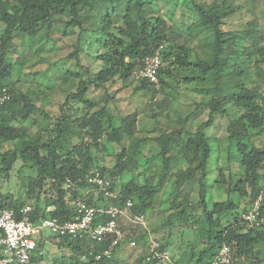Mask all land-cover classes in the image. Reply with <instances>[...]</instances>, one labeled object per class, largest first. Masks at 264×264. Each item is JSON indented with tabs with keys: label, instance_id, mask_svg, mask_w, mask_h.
Masks as SVG:
<instances>
[{
	"label": "rangeland",
	"instance_id": "rangeland-1",
	"mask_svg": "<svg viewBox=\"0 0 264 264\" xmlns=\"http://www.w3.org/2000/svg\"><path fill=\"white\" fill-rule=\"evenodd\" d=\"M198 2H217V5L230 11L228 16L221 19L220 26L225 38L235 39L234 50L227 57L228 63L224 67V74H227L223 78V82L227 83L224 85L225 88L239 83L234 74L242 71L239 80L248 89L254 86L260 89L261 103L264 106V75L262 68L259 67L262 58L258 53L251 55L249 49L254 43L264 49V0H198ZM126 3L127 0L90 1L89 5L81 7L78 11V26L70 25L71 16L68 13L53 14L50 31L41 30L33 36L16 34L12 40V47L2 60L5 77L1 80V86L10 87L16 95H27L43 110L42 113L34 112L31 119L24 124L30 134L37 131L41 133L43 141L47 140L57 120L63 116L71 121L75 118L80 120L83 115L89 116L104 107L115 126L120 125L122 118L134 116L136 133L129 142L125 141L121 145L102 142L99 148L91 149L94 160L92 167L104 168L103 175L109 180L111 189L117 196L123 187L131 183L137 185L135 192L139 188L149 189L157 186L154 197L151 200L145 199L149 206L144 212L145 228L120 221L125 239L117 249L116 259L122 260L124 264H145L144 257L152 239L161 245L164 244V249L178 264H194L200 251L207 245L196 231L202 222V209L197 208L194 211L187 209L181 217L172 209L174 175L180 170H185L188 165L181 153L173 148L169 154L171 159L167 165L168 169L164 171L158 138L162 133L165 136L178 131L181 136L186 131L193 133L204 125L210 114L206 103L213 94L199 91L214 84L198 80L187 82V77L203 79L205 76L196 75L192 67L175 68L163 60L165 69V73L161 75L163 83L156 93L147 89L140 90V83L133 81L131 77L125 81L115 77L101 88L88 87L85 99L92 108H87L74 97L78 93L80 80H88L102 68V61L99 59L105 50L100 46L104 39L101 32L102 17L111 15L114 28H111L110 32L115 33V27L122 24V19L126 15ZM140 3L142 17L153 19L161 16L173 35H182L176 41L180 44L185 43L189 49L190 61L208 59L214 33L211 30L189 31L197 17L191 8L190 0H140ZM132 17L137 18L135 12ZM4 28L5 25L0 20V36ZM172 38L169 34L165 49L170 48ZM76 47L79 49L78 61L70 56ZM171 58L174 60V56ZM225 109L224 114L212 115V126L205 129L212 150L207 163L204 199L210 209L213 203L224 202L230 197L238 204L237 213L233 214L238 216L240 212L250 207L251 202L249 197L239 199L233 192L228 195L225 191L228 183L235 184L241 176L243 177L241 155L236 145L241 142L246 144L249 150L250 144H253L264 150V131L250 133L252 143L249 144L245 138L229 140L227 126L243 112L228 105ZM68 124L73 136L72 144H79L80 138H83L82 134L71 126V122ZM138 140L143 142L139 147L134 172L126 170L110 176L109 172L116 164V155L122 147H126L128 143L134 144ZM11 149V143L2 145L0 154ZM1 166L0 159V168ZM219 172L223 173L224 183L221 182ZM30 173L20 161L16 162L11 167L10 174L6 175L3 172L0 178V195L9 194L12 198H17L19 184L25 183L23 177ZM261 175L263 177L261 184L264 185V171H261ZM186 192L189 202L197 204L198 184L187 188ZM96 194L98 192L95 191L94 198L102 204V198H99L101 196L98 194L97 197ZM116 200L106 203L117 206ZM132 200L137 202V197H133ZM25 205L31 206L32 203L27 202ZM193 219L196 223L192 222ZM232 219L230 213L220 216V227H227ZM41 237L46 239L52 236L48 232H43ZM40 250L43 253L42 261L35 264H46L53 260L51 246L46 245ZM67 254L71 256L72 252Z\"/></svg>",
	"mask_w": 264,
	"mask_h": 264
},
{
	"label": "trees",
	"instance_id": "trees-1",
	"mask_svg": "<svg viewBox=\"0 0 264 264\" xmlns=\"http://www.w3.org/2000/svg\"><path fill=\"white\" fill-rule=\"evenodd\" d=\"M90 1L114 2L115 0H12V2L11 0H0V20L5 25L0 36V87H5L1 86V80L5 77L2 60L12 47V40L16 34L23 33L33 36L41 30L50 31L53 14L68 13L71 16L70 25L78 26V11L81 7L89 5ZM190 5L197 17L189 31L211 30L214 33V41L210 45L207 60L190 61L188 59L189 49L185 43L180 44L176 41L181 38V34L173 35L161 16L153 19L142 17L140 0H127L126 15L122 19V24L115 27V33L110 32V29L114 28L111 15L102 17L101 32L104 39L100 42V46L105 49L104 53L99 56L102 68L88 80H80L78 93L74 97L87 108H92V105L85 99L89 86L101 88L115 77L122 81L129 79L135 70L141 68L143 60L157 51L161 55L162 62L163 60L168 61L170 65L180 69L192 67L196 75H204L203 79L187 77L186 81H208L214 84L199 91L213 94V97L206 103L210 113L208 121L193 133L186 131L182 136L179 131L167 136L162 133L158 138L161 148L159 154L164 163V171L168 169L167 165L171 159L169 154L173 148L181 153L188 165L185 170H180L174 175L171 207L174 212L180 214V217L187 209L192 211L197 208L202 209V222L196 231L207 245L200 251L194 264H210L223 245L230 246L233 254L243 259L240 264H264V193L262 192L264 185L261 184L263 180L261 171H264V150L253 144H250L249 150L248 146L241 142L236 145L241 155L240 164L243 168V177L241 176L235 184L228 183L225 191L228 195L233 192L239 199L249 197L251 204L247 210H243L238 216H233L237 213L238 204L230 197L224 202L213 203L210 209L204 199L207 163L211 155L210 138L205 129L212 126V115L226 113V105L235 110H241L243 114L236 120H231L227 126L228 139L242 140L245 138L248 144L252 143L250 133L258 130L264 131V106L261 103V92L257 86L248 89L239 80L238 77L242 75V71L234 74L239 83L229 88L224 86L227 84L223 82V78L227 75L224 74V67L228 63L227 57L234 50L235 39L225 38V33L220 26L221 19L228 16L230 11L217 5V2L202 3L198 0H190ZM134 12L137 15L136 19L132 17ZM169 34L173 37L172 44H169L170 48L165 49L164 45L169 40ZM249 49L251 55L258 53L261 56L259 67L262 68L264 75V49L259 48L256 43ZM78 53L79 49L76 47L70 56L78 61ZM163 73L165 69L162 67L158 73L159 84L163 83L161 78ZM5 88L10 94V101L0 106V146L11 143L12 149L0 154L2 165L0 178L3 172L9 175L11 167L18 161L31 173L23 177L25 183L19 184L17 198H12L9 194L0 195V211L7 208L17 210L27 202H31L30 218L34 222L47 217L57 218L60 222L72 221L76 211L66 202V198L68 196L70 199L79 197L78 190L83 189L84 184H78V188L76 187L74 191H68L64 188L66 179L76 182L78 179H83L93 168L94 160L91 153L93 147L99 148L102 142L118 145L125 141L129 142L136 133L135 117L122 118L120 125L115 126L104 107L89 116L83 115L80 120L75 118L71 121L63 116L57 120L47 140L43 141L41 133L37 131L30 134L24 127L25 122L31 119L34 112H39V109L27 95H16L10 87ZM139 89H147L156 93V90L143 81L140 82ZM68 122H71V126L82 134L83 138L79 137V144H72L73 136ZM142 142L138 140L134 144L128 143L126 147H122L116 155V164L109 172L110 176L126 170L134 172L136 157ZM99 171L103 174L104 168H100ZM219 176L221 182L224 183L223 173L219 172ZM195 183L199 188V201L197 204H192L188 200L186 189L191 188ZM136 187L134 183L123 187L115 204L119 206L125 199L132 200L133 197H137V202L132 200V213L145 215L144 212L149 207L145 199L151 200L154 197L157 186L149 189L139 188L135 192ZM259 196L262 197L258 217L261 224L259 227L250 228L241 216L252 208ZM83 201L92 205L90 200ZM49 208L52 210L48 211ZM228 213L233 219L227 227L221 228L219 218ZM104 220V217H100L96 222ZM185 221L187 223L188 220ZM192 222L196 223V220L193 219ZM51 240H59L64 247L71 250L72 255L69 257L56 255L46 264H79L82 255L90 251L99 253L110 244L109 238L91 241L88 236H83L81 239L53 236ZM160 246L163 249L165 247L164 244ZM40 248L43 250L41 239H38L35 255L32 256L30 264L42 261L43 256L38 257L37 255L41 252ZM115 254L116 251L110 264H118ZM101 264L106 263L103 261Z\"/></svg>",
	"mask_w": 264,
	"mask_h": 264
},
{
	"label": "built area",
	"instance_id": "built-area-1",
	"mask_svg": "<svg viewBox=\"0 0 264 264\" xmlns=\"http://www.w3.org/2000/svg\"><path fill=\"white\" fill-rule=\"evenodd\" d=\"M163 67L160 53L157 51L153 55L146 57L141 68L132 73L131 78L135 82H146L154 90L160 88L158 73ZM10 101L8 89L0 87V106ZM78 184H84L95 189L102 195L105 202L117 199L113 193L109 180L97 169L93 167L83 177L73 182L66 179L64 188L74 191ZM262 192L264 193V187ZM66 202L76 211L72 221L60 222L57 218H44L36 222L32 221L30 214L31 206L24 205L15 210L11 208L0 211V264H30L32 256L36 251V240L43 232H48L57 238L68 237L71 239H81L88 236L91 241H99L109 238V246L99 253L92 251L84 254L79 259V264H101L103 261L110 264V261L124 241L125 236L120 221H126L133 226L146 227V218L143 214L132 213L133 201L125 199L120 206L101 205L92 206L85 203L81 197L70 199ZM262 197L259 196L253 203L252 208L242 214V219L247 226L259 227L261 221L258 219ZM99 217H104L102 222H96ZM38 252V256H42ZM242 258L235 256L228 245H223L215 254L210 264H240ZM145 264H178L170 253L163 249L155 240H150L147 253L144 257Z\"/></svg>",
	"mask_w": 264,
	"mask_h": 264
},
{
	"label": "crops",
	"instance_id": "crops-1",
	"mask_svg": "<svg viewBox=\"0 0 264 264\" xmlns=\"http://www.w3.org/2000/svg\"><path fill=\"white\" fill-rule=\"evenodd\" d=\"M34 104V103H33ZM35 105V107L36 108H38L39 109V113H42L43 112V110L37 105V104H34ZM44 114V113H43ZM210 143H211V141H210ZM210 148H211V144H210ZM212 150V149H211ZM95 189H93V188H89V187H87V186H84L83 187V189H80V190H78V195H79V197H81L83 200H90L91 201V204H92V206H101V205H105V204H107L106 202H105V200L103 199V197H102V195H100L99 193V195L101 196V197H99V195L98 194H96V196L97 197H99V198H102L101 200H102V204H101V202H97V199L96 198H94V196H93V193H95ZM97 192V191H96ZM52 210V208H49L48 209V211H51ZM99 219H100V217H99ZM53 237V236H52ZM52 237H50V238H44V237H39V238H37V240L38 239H41V243H42V245H43V248L47 245L48 247L49 246H51V249H52V251H53V255H54V257L57 255V256H59L60 255V253L61 254H63V255H65V256H67V257H69V255L67 254V253H70L71 252V250L68 248V247H64L60 242H59V240L58 241H52L51 239H52ZM58 243V244H57ZM55 250H57V251H55ZM55 253H58V254H56L55 255ZM116 253H117V250H116ZM115 259H116V254H115ZM116 261H117V263L118 264H124V262L122 261V260H118V259H116ZM40 263V262H39Z\"/></svg>",
	"mask_w": 264,
	"mask_h": 264
}]
</instances>
